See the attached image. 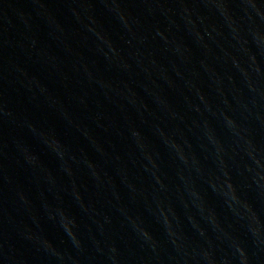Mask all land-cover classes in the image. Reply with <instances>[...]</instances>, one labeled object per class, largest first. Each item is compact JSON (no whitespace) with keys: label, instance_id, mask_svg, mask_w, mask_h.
<instances>
[{"label":"water","instance_id":"95a60500","mask_svg":"<svg viewBox=\"0 0 264 264\" xmlns=\"http://www.w3.org/2000/svg\"><path fill=\"white\" fill-rule=\"evenodd\" d=\"M0 264H264V0H0Z\"/></svg>","mask_w":264,"mask_h":264}]
</instances>
